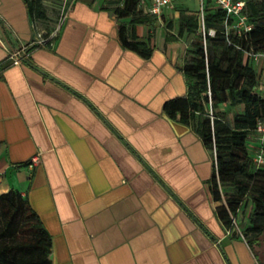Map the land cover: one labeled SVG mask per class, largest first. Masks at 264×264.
I'll list each match as a JSON object with an SVG mask.
<instances>
[{
	"label": "crops",
	"instance_id": "crops-1",
	"mask_svg": "<svg viewBox=\"0 0 264 264\" xmlns=\"http://www.w3.org/2000/svg\"><path fill=\"white\" fill-rule=\"evenodd\" d=\"M116 3L65 0L55 11L45 0L42 22L26 0H0V194L28 196L52 235L53 264H264V234L253 247L218 215L213 150L165 110L188 92L190 37L136 23L153 48L143 56L123 43L130 17ZM65 8L50 44L8 61Z\"/></svg>",
	"mask_w": 264,
	"mask_h": 264
},
{
	"label": "trees",
	"instance_id": "trees-1",
	"mask_svg": "<svg viewBox=\"0 0 264 264\" xmlns=\"http://www.w3.org/2000/svg\"><path fill=\"white\" fill-rule=\"evenodd\" d=\"M26 1L34 20L48 21L45 0ZM116 1L111 9L117 16L130 17V24L123 23L120 28L123 43L143 56L151 55L152 45L139 38L135 24L157 17L140 7V0ZM246 2L245 13L253 27L241 33L226 26L234 17L227 19L224 9L205 4V36L199 32L197 13L181 7L178 31L166 38L190 37L182 65L190 84L186 95L166 102L165 110L193 125L205 145L214 149L216 168L211 186L215 199L224 201L217 212L225 226L241 225L239 211L248 198L252 201L249 222L242 230L255 247L264 234V165L255 162L257 146L252 147L249 138L257 122L264 120V92L259 87L261 73L248 51L264 52V0ZM167 26L172 29L175 24L170 20ZM53 28L41 29L47 36ZM210 29L215 33L210 34ZM224 104L229 107L223 108ZM258 147L264 153V143ZM52 246V235L28 196L13 188L1 193L0 264H53Z\"/></svg>",
	"mask_w": 264,
	"mask_h": 264
},
{
	"label": "built area",
	"instance_id": "built-area-1",
	"mask_svg": "<svg viewBox=\"0 0 264 264\" xmlns=\"http://www.w3.org/2000/svg\"><path fill=\"white\" fill-rule=\"evenodd\" d=\"M174 1L175 0H140L139 6L144 8L146 11H148L151 15L156 16L158 19H162L163 14L167 9H171L174 7ZM201 7L198 9L197 15H198V21H199V32H201L204 36L206 34V23H205V4L212 3L215 6H218L222 9H224L227 13V19L232 16L235 19L227 23V28H234L237 30L238 33H241L242 31H248L252 29L253 24L249 22L248 16L245 13V7H246V0H201ZM68 10L65 8L64 12L61 14L57 25L51 30L49 35H44L43 29H37L36 33L31 41H29L27 44L23 45L19 49H15L10 51L8 56V61L11 63H21L26 58L29 57L31 50L34 47L37 46H46L50 44V42L53 40V38L59 33V30L61 28V25L67 16ZM230 20V19H229ZM210 34H214L215 30L210 29ZM3 42V41H2ZM4 43V42H3ZM249 57L254 62V64L257 66L261 73L262 77V84L259 86L263 89L264 92V52L262 51H248ZM251 146H257L254 160L257 163V165H264V153L263 149L258 147L262 143H264V120H259L251 134ZM214 156L215 151L213 149ZM37 156H34L31 159L30 164L34 165L37 161ZM215 168H216V159H215Z\"/></svg>",
	"mask_w": 264,
	"mask_h": 264
},
{
	"label": "rangeland",
	"instance_id": "rangeland-1",
	"mask_svg": "<svg viewBox=\"0 0 264 264\" xmlns=\"http://www.w3.org/2000/svg\"><path fill=\"white\" fill-rule=\"evenodd\" d=\"M46 1L48 2L50 7L55 9V11L58 7H61V5L65 3V0H46ZM201 4H202L201 0H175L174 7L171 9H167V12H165V15L162 17V19L161 20L159 19L160 21L164 22L165 27L161 26L160 24H155V20H153L154 18L150 22L152 25L156 26L154 27L156 37L159 36L161 38L163 37L164 33L168 34L170 31L172 33H177L179 27L178 16L180 14L181 7H185L189 9L190 12H198V9H200ZM170 20L173 22V24H175V26L172 27L173 30L167 29L169 28L167 25ZM196 37L198 39V37H200V34L198 33ZM237 109H240L239 106L237 107ZM230 110L231 112L235 111L232 108H230ZM249 143L251 144L250 138H249ZM252 210H253V203L250 200V198H248L244 206L239 211L240 213H239L238 221L241 223V225H245L246 222L247 223L249 222L248 219H249V215L252 213Z\"/></svg>",
	"mask_w": 264,
	"mask_h": 264
}]
</instances>
